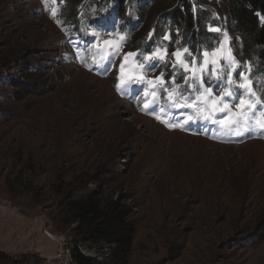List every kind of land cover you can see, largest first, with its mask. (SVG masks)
Masks as SVG:
<instances>
[{
  "label": "rangeland",
  "instance_id": "374dc122",
  "mask_svg": "<svg viewBox=\"0 0 264 264\" xmlns=\"http://www.w3.org/2000/svg\"><path fill=\"white\" fill-rule=\"evenodd\" d=\"M81 1L62 6L59 0H0V75H13L8 84L0 83V250L10 257L0 264H52L75 228L58 216V188L82 185L104 189L108 200L127 198L137 227L128 264H264V132L225 135L202 116L185 122L196 115L194 108L173 106L166 78L160 87L161 74L147 73L134 46L107 27L95 33L89 50L69 42L57 19L64 7ZM211 2L219 23L229 25L221 0ZM165 4L152 8L144 31ZM230 31L218 49L225 56L230 49L239 62L234 70L226 59L213 65L214 51L202 72L205 57L199 63L192 54L194 67L187 53L175 56L178 67L185 70L181 59L188 65L195 93L192 100L175 89L177 103H192L210 88L204 81L209 73L217 78L232 72L237 79L242 66L247 73ZM109 40L118 47L105 45ZM159 50L165 59L167 49ZM113 53L119 54L116 67L100 73ZM130 78L140 82L125 86L122 80ZM11 82L32 83L39 93L18 92ZM222 92L213 90V96ZM166 101L173 107L170 115L162 109ZM93 179L99 183L92 185ZM83 248L104 258L110 254L104 244Z\"/></svg>",
  "mask_w": 264,
  "mask_h": 264
},
{
  "label": "trees",
  "instance_id": "16d2710c",
  "mask_svg": "<svg viewBox=\"0 0 264 264\" xmlns=\"http://www.w3.org/2000/svg\"><path fill=\"white\" fill-rule=\"evenodd\" d=\"M65 1L72 0H59V3L63 6ZM163 1L166 4L157 8L158 15L152 22L153 26L149 32L146 31L150 26L144 31L145 24L150 21V11ZM221 2L228 12L229 25L219 23L211 0H82L78 5L73 3L71 7H64L57 23L62 34L72 41H79L86 49L94 43L95 33L102 26L114 23L112 30L123 38L124 43L134 46L137 59L144 64L147 73L158 71L166 78L168 88L176 89L181 96H190L192 100L195 93L190 83L185 81L187 72L176 65L173 53L187 48L191 53L186 54L187 60H192L193 54L201 63L203 53L217 50L223 43L226 31L231 30L232 44L240 47L242 62L251 66L252 80L260 81L256 84V90L264 100V0ZM216 27L221 30H210ZM157 49H167V57L146 63L145 57ZM84 54L89 55V52ZM118 59L119 54L113 53L100 73H110L116 67ZM242 69L245 67H240L237 72ZM36 73V81H39L40 74ZM12 77L13 75L10 78L0 75V83L8 84ZM204 81L218 93L228 87L225 75L218 80L209 73L204 76ZM11 85L18 92L26 91L28 95L39 93L37 86L32 83L11 82ZM142 89H146V86L143 85ZM159 91L164 92L163 88ZM200 91L198 87V92ZM162 109L167 115L173 111L172 105L167 101L163 102ZM93 181L92 185L99 183L96 179ZM58 189L62 197L58 216H66L65 227L75 225L71 242L67 244L73 264H128L137 227L132 220V207L127 204V198L108 200L104 189L93 190L84 185ZM261 240H264V231ZM101 244L110 247L107 258L102 257V254L92 257L84 253L83 245ZM9 259L8 254L0 250V262Z\"/></svg>",
  "mask_w": 264,
  "mask_h": 264
},
{
  "label": "snow or ice",
  "instance_id": "6c2138e0",
  "mask_svg": "<svg viewBox=\"0 0 264 264\" xmlns=\"http://www.w3.org/2000/svg\"><path fill=\"white\" fill-rule=\"evenodd\" d=\"M48 0H45L47 4ZM52 3L55 4L56 0H52ZM53 17L56 16V10H52ZM59 23V21H57ZM211 31H220V29H210ZM168 39V37H165ZM225 39L227 40V34L225 33ZM123 40V38H121ZM71 42V40L69 41ZM105 45H109L112 47H118L114 44L113 41H104ZM159 49L155 53L152 54V57H145V60H149L152 58H160L163 59V56H159ZM166 51V50H165ZM184 53H188L191 55L187 48L183 49ZM219 54V55H218ZM128 55H135L133 53H129ZM174 56L178 58L181 56V53L177 51L173 53ZM210 54L205 51L203 56L205 57L203 63L199 66V71L204 70V66L209 63L207 57ZM212 56H216L217 59L211 61L213 65H215L219 60L226 59L227 66L232 68L239 67V62L235 59V57L229 52L227 56L223 54L222 49H217L213 53ZM127 58V57H125ZM181 66L185 68V71H188V65L181 59L180 60ZM192 65L195 67L196 65V58L193 57ZM141 68L144 66L141 65ZM121 71L123 72V65H121ZM213 72L215 73V68H213ZM251 66H248L247 73L245 72H237V79H233L232 72L228 73L227 76V83L228 87L224 89V91L219 96H213V90L211 88H205L200 95H198L192 103L185 102L183 104L177 103V101L173 98V92H169V100L172 102L173 106L175 107H185V108H194L196 115H187L185 117V122L193 121L202 116L204 120L210 121L212 123L218 124L220 132L222 134H234V135H243L245 132L251 131L253 129H259L264 132V100L261 99V93L256 90V84L260 83V81H253L250 75ZM163 74L161 77H158L157 80L159 81V86L163 87L164 81L162 79ZM193 79L199 80L200 77L196 75V72L193 71ZM175 78H173L174 80ZM187 77H185V81L187 82ZM217 79H221V76H217ZM140 82L135 78H130L128 81H123L125 86H129L131 83ZM151 83V81H149ZM117 89H121V84H117ZM164 91H168L167 88H164ZM152 96H155L156 93L152 92ZM225 97L234 98L237 103L235 105L230 104ZM211 98V99H209ZM187 101V98H185ZM154 103V101H153ZM149 107L148 103H145V108ZM233 108L237 109L238 111H234ZM217 113L222 114L220 118L217 120L216 115ZM157 119H161V117L157 116ZM166 122V121H161ZM170 127H183L181 124H170Z\"/></svg>",
  "mask_w": 264,
  "mask_h": 264
},
{
  "label": "built area",
  "instance_id": "2783aa9c",
  "mask_svg": "<svg viewBox=\"0 0 264 264\" xmlns=\"http://www.w3.org/2000/svg\"><path fill=\"white\" fill-rule=\"evenodd\" d=\"M84 253L88 256H92V257L96 256L95 253L87 252V251H85V249H84ZM52 264H73L71 251H70L68 245H66L65 248H61V250L59 251V253L55 257V259L53 260Z\"/></svg>",
  "mask_w": 264,
  "mask_h": 264
},
{
  "label": "bare ground",
  "instance_id": "6f19581e",
  "mask_svg": "<svg viewBox=\"0 0 264 264\" xmlns=\"http://www.w3.org/2000/svg\"><path fill=\"white\" fill-rule=\"evenodd\" d=\"M123 104L125 105L126 103L124 102Z\"/></svg>",
  "mask_w": 264,
  "mask_h": 264
}]
</instances>
